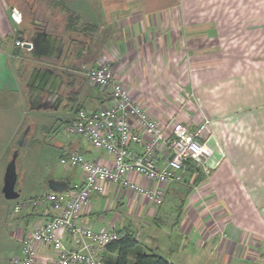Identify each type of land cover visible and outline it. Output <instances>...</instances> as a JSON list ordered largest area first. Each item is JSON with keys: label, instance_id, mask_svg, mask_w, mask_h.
I'll return each instance as SVG.
<instances>
[{"label": "crops", "instance_id": "1", "mask_svg": "<svg viewBox=\"0 0 264 264\" xmlns=\"http://www.w3.org/2000/svg\"><path fill=\"white\" fill-rule=\"evenodd\" d=\"M44 1L50 15L33 21L32 27L41 24L64 42L60 59L49 61L58 62L68 52L69 64L61 70L75 82L70 89L76 94L74 104H68L64 96L60 105L68 111L63 125L78 109L94 110L107 100V92L89 86L83 72L102 59L110 61L132 97L159 121L172 114L164 117L150 103L158 93L167 100L178 95L184 106L180 112L194 123L202 117L210 120L204 132L210 151L208 172L193 169L183 183L164 186L163 201L173 197L179 204L169 208L171 215L162 212L164 204L156 207L107 183L103 195L91 196L79 221L94 231L134 234L141 248L167 256L173 264L194 256L204 264L264 259V0ZM23 10L0 0V88L6 90L11 86L26 90V69L33 61L24 47ZM68 16L77 22L71 32L67 31ZM20 40L22 46L17 47L15 42ZM95 43L100 57L91 60ZM66 45L70 46L67 52ZM78 48L81 53L75 56ZM170 69H175L173 77ZM166 83H179L184 89L165 94L159 86ZM86 89L95 92L89 94ZM18 99L26 105L23 93ZM0 117L1 127L8 123V131H20L21 121L11 113ZM85 143L77 141L70 151L80 152L87 160L110 161L104 152ZM128 177L153 186L140 176ZM60 181L78 188L83 176L76 168ZM19 214L26 222L24 228L16 229L19 247L24 234L52 217L48 207L27 206ZM144 230L148 233L141 240ZM64 242L69 246L66 237ZM52 254L49 247L39 250L41 260ZM104 255L114 256L108 249Z\"/></svg>", "mask_w": 264, "mask_h": 264}, {"label": "built area", "instance_id": "2", "mask_svg": "<svg viewBox=\"0 0 264 264\" xmlns=\"http://www.w3.org/2000/svg\"><path fill=\"white\" fill-rule=\"evenodd\" d=\"M15 45L22 46V41ZM85 79L89 86L107 92V100L94 110L79 109L63 125V130L81 136L110 161L87 160L78 151L60 157L61 165L81 171L83 184L61 193H43L14 205V213L27 206L48 207L52 217L34 225L21 237L19 251L11 253L8 264H104L107 246L122 239L125 233L113 229L94 231L79 221L93 194L103 195L105 185L113 183L160 206L164 186L183 183L189 168L208 172L206 161L210 151L204 140V132L210 127L208 118L194 123L180 111L165 122L152 117L105 59L92 67ZM129 175L140 176L153 186H142L129 179ZM65 237L69 246L65 245ZM42 247L51 248L53 254L41 260Z\"/></svg>", "mask_w": 264, "mask_h": 264}, {"label": "rangeland", "instance_id": "3", "mask_svg": "<svg viewBox=\"0 0 264 264\" xmlns=\"http://www.w3.org/2000/svg\"><path fill=\"white\" fill-rule=\"evenodd\" d=\"M10 4H15L20 9H24L23 21L26 27V33H31L34 30L31 24L33 21H40L42 18L50 15V10L46 8L44 0H7ZM21 6L25 8H21ZM30 6H36L31 12ZM53 15V14H52ZM50 17V16H49ZM56 18L57 15H56ZM43 28V27H42ZM90 53V59L100 57L98 53V44L93 45ZM63 59L58 62H51L47 60H33L31 65H28L26 69L25 78L28 77V72L31 67H51L57 72H62ZM90 68H84L83 72L86 74ZM170 77H173L175 69H170ZM168 76V75H167ZM27 81V80H26ZM65 83V80H64ZM26 87V86H25ZM163 90L165 94L172 91L175 93L182 92L184 89L182 84L179 83H166L160 85L159 88ZM15 86H11L9 89L0 88V114L11 113L17 120L21 121V129L19 132L8 131L7 128L10 124L4 123V126H0V264H8V258L13 251L19 249V245L16 241L15 234L17 227H25V221L21 218V214L14 213L13 207L21 199H29L35 195L41 193L44 190H48V181L57 179H66L71 171L76 168L70 166L61 165L59 159L62 155L70 152V149L75 146L77 141L81 140L85 143V140L76 134H67L63 130V121L68 113L67 110L60 107L58 110H38L31 111L29 109L27 92L24 86H19L14 89ZM23 90V92H22ZM25 90V91H24ZM62 91L64 92L63 88ZM89 94H94L95 91H88ZM23 93V100L26 105L18 99V96ZM158 98L151 100L150 103L156 107V110L161 111L162 116L166 114H177L183 106L182 100L176 95L175 100H167L158 93ZM181 100V101H180ZM191 107V104L190 106ZM68 117V116H67ZM1 118V117H0ZM28 129V136L24 146L17 148L16 142L20 138L22 132ZM86 144V143H85ZM87 146V145H86ZM18 151L16 158V172H17V184L16 190L20 191V197L16 200H6L1 192L3 186V178L5 174L6 166L11 159L14 151ZM173 197H166L160 205H163V210L171 215L169 208L172 205H179L178 201L173 202ZM165 202V203H164ZM157 207V206H156ZM164 212V213H165ZM148 231L144 230L141 240L145 239ZM137 251H147L137 245L135 248ZM165 253V252H164ZM193 253V252H192ZM163 254V252H161ZM167 257V256H164ZM204 261H199L197 257H191L188 260H184L182 264H204ZM208 264H264V259L256 257L255 259H240L238 261H222L213 260Z\"/></svg>", "mask_w": 264, "mask_h": 264}, {"label": "water", "instance_id": "4", "mask_svg": "<svg viewBox=\"0 0 264 264\" xmlns=\"http://www.w3.org/2000/svg\"><path fill=\"white\" fill-rule=\"evenodd\" d=\"M24 47L33 60L48 59L57 61L62 56L64 42L60 38L46 32L41 24H36L34 30L26 34ZM64 80L63 74L51 67H32L26 81L29 109L31 111L58 110L64 97L63 93L60 92L63 88ZM42 93L47 94L44 100L41 97ZM27 136L28 129L22 132L16 142L17 148L24 146ZM17 156L18 151L15 150L5 169L1 192L6 200H16L20 197V191L16 190ZM47 186L51 192L57 193H61L68 188L66 182L56 180L48 181Z\"/></svg>", "mask_w": 264, "mask_h": 264}, {"label": "trees", "instance_id": "5", "mask_svg": "<svg viewBox=\"0 0 264 264\" xmlns=\"http://www.w3.org/2000/svg\"><path fill=\"white\" fill-rule=\"evenodd\" d=\"M66 23H67L68 29H69L67 31L71 32L72 30H70V28L73 27L74 25H76L77 22H76L75 18H73L72 16H68L66 18ZM73 29H75V28H73ZM68 40H70V39H68ZM77 52L78 53H76L75 56L79 55L81 53V48H78ZM68 64L69 63H67V61L63 60V62H62L63 66L68 65ZM31 69H32V67H31ZM31 69L29 71H31ZM29 73L30 72H28V76H29ZM62 73L64 74V72H62ZM64 79H65V83L63 85V90H64V93H66L64 95L65 100L68 104L73 105L75 100H76V94H75V92L70 91V89L74 85L75 82H74V80H71L70 78H68V76L65 74H64ZM192 170L193 169H191V168L188 169V171L190 173L194 172ZM68 188H69V185H68ZM138 244H139L138 240L136 239L134 234L126 233L122 239H120L119 241H115V242H113L107 246L108 251L110 253L114 254V256H111V255L105 256L104 255V264H173L172 262L167 260L165 257L159 255L156 252H153L150 250H148V251H137L135 248L137 247Z\"/></svg>", "mask_w": 264, "mask_h": 264}, {"label": "flooded vegetation", "instance_id": "6", "mask_svg": "<svg viewBox=\"0 0 264 264\" xmlns=\"http://www.w3.org/2000/svg\"><path fill=\"white\" fill-rule=\"evenodd\" d=\"M70 49V46L68 45H66V52L68 51ZM70 59V54L67 52L66 54H65V56H64V58H63V60L64 61H68ZM64 76V75H63ZM61 93H63V96H64V92L62 91V89H61V91H60ZM41 97L43 98V100L47 97V94H45V93H42L41 94Z\"/></svg>", "mask_w": 264, "mask_h": 264}]
</instances>
